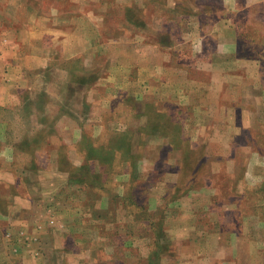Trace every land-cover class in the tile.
I'll return each mask as SVG.
<instances>
[{
    "label": "rangeland",
    "instance_id": "374dc122",
    "mask_svg": "<svg viewBox=\"0 0 264 264\" xmlns=\"http://www.w3.org/2000/svg\"><path fill=\"white\" fill-rule=\"evenodd\" d=\"M0 264H264V0H0Z\"/></svg>",
    "mask_w": 264,
    "mask_h": 264
},
{
    "label": "crops",
    "instance_id": "0c3cea01",
    "mask_svg": "<svg viewBox=\"0 0 264 264\" xmlns=\"http://www.w3.org/2000/svg\"><path fill=\"white\" fill-rule=\"evenodd\" d=\"M221 53H222V52H218L217 56H220ZM217 56H216V57H217Z\"/></svg>",
    "mask_w": 264,
    "mask_h": 264
}]
</instances>
